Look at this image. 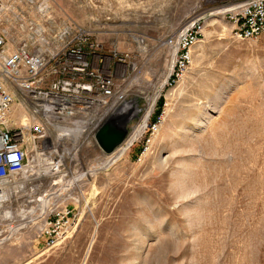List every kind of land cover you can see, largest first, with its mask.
Instances as JSON below:
<instances>
[{"label": "rangeland", "instance_id": "rangeland-1", "mask_svg": "<svg viewBox=\"0 0 264 264\" xmlns=\"http://www.w3.org/2000/svg\"><path fill=\"white\" fill-rule=\"evenodd\" d=\"M29 1L4 12L10 47L30 20L48 34L78 26L105 68L128 55L127 99L146 110L161 94L164 120L145 155L140 139L108 168L90 136L61 142L62 161L83 177L71 234L44 251L31 225L0 245V264H264V37L235 38L212 14L219 0ZM204 16L188 73L163 87L164 40ZM25 113L14 96L10 120ZM24 200L4 210L19 214Z\"/></svg>", "mask_w": 264, "mask_h": 264}, {"label": "built area", "instance_id": "built-area-1", "mask_svg": "<svg viewBox=\"0 0 264 264\" xmlns=\"http://www.w3.org/2000/svg\"><path fill=\"white\" fill-rule=\"evenodd\" d=\"M14 1L0 0V245L18 241L21 230L37 225L38 238L48 251L71 234L82 198L77 192L83 177L72 176L62 161L61 142L83 136L95 140L102 124L124 105L136 109L137 114L145 113L137 125L132 122L118 149L105 155L103 166L113 165L142 139L139 159L159 132L164 101L158 94L146 110L133 106L127 99L128 55H114V68H105L104 59L95 53L98 46L78 26L48 34L30 20L20 24L26 32L23 40L10 47L3 28L4 12L11 11L9 4ZM219 2L212 14L232 25L235 38L246 41L264 37V0ZM206 18L193 21L164 40L170 66L163 87H176L188 73L193 61L191 50L203 35ZM16 95L27 112L24 123L18 125L10 120ZM22 198L19 214L10 207L4 210L6 203Z\"/></svg>", "mask_w": 264, "mask_h": 264}, {"label": "water", "instance_id": "water-1", "mask_svg": "<svg viewBox=\"0 0 264 264\" xmlns=\"http://www.w3.org/2000/svg\"><path fill=\"white\" fill-rule=\"evenodd\" d=\"M138 115L122 105L102 124L95 134V141L104 155H112L125 141L130 133L129 126Z\"/></svg>", "mask_w": 264, "mask_h": 264}, {"label": "bare ground", "instance_id": "bare-ground-1", "mask_svg": "<svg viewBox=\"0 0 264 264\" xmlns=\"http://www.w3.org/2000/svg\"><path fill=\"white\" fill-rule=\"evenodd\" d=\"M168 76V75H167ZM128 107H130L129 105H128ZM134 111V110H133ZM134 113H137V112H134ZM146 119V118H145ZM145 119H144V122H145ZM75 139V138H74ZM73 140V139H72ZM74 142V141H73Z\"/></svg>", "mask_w": 264, "mask_h": 264}, {"label": "crops", "instance_id": "crops-1", "mask_svg": "<svg viewBox=\"0 0 264 264\" xmlns=\"http://www.w3.org/2000/svg\"><path fill=\"white\" fill-rule=\"evenodd\" d=\"M40 241H41V244H40V246H42L43 245V243H42V240L41 239H39ZM42 249H43V247H42Z\"/></svg>", "mask_w": 264, "mask_h": 264}]
</instances>
